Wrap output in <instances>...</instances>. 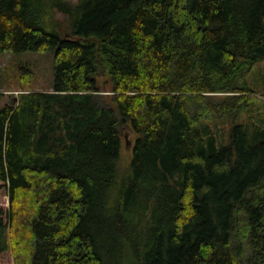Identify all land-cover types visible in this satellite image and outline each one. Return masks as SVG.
Instances as JSON below:
<instances>
[{
  "label": "trees",
  "instance_id": "16d2710c",
  "mask_svg": "<svg viewBox=\"0 0 264 264\" xmlns=\"http://www.w3.org/2000/svg\"><path fill=\"white\" fill-rule=\"evenodd\" d=\"M0 53L52 76L0 105V264H264V0H0Z\"/></svg>",
  "mask_w": 264,
  "mask_h": 264
},
{
  "label": "rangeland",
  "instance_id": "374dc122",
  "mask_svg": "<svg viewBox=\"0 0 264 264\" xmlns=\"http://www.w3.org/2000/svg\"><path fill=\"white\" fill-rule=\"evenodd\" d=\"M51 55H40L39 53H23L18 55L2 54L0 53V93L2 97L0 98V105L5 103H11L14 101V97L17 96L21 91L17 88V82L15 80V75L18 72V67L27 66L31 69L35 77V84H33L32 89L34 90H44L49 87L52 82V76L50 74L51 68ZM264 67V63L262 64ZM262 70V69H261ZM220 140L225 141V136L220 131ZM129 146L124 149L123 159L126 161L128 159ZM5 203V197L3 190H0V204Z\"/></svg>",
  "mask_w": 264,
  "mask_h": 264
}]
</instances>
